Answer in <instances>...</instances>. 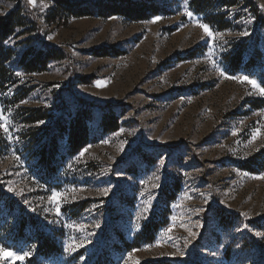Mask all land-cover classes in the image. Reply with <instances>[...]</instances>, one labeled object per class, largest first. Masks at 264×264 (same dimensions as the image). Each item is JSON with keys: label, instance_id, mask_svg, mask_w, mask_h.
Masks as SVG:
<instances>
[{"label": "rangeland", "instance_id": "obj_1", "mask_svg": "<svg viewBox=\"0 0 264 264\" xmlns=\"http://www.w3.org/2000/svg\"><path fill=\"white\" fill-rule=\"evenodd\" d=\"M66 1L82 15L0 0V16L20 6L39 28L11 39L33 38L13 60L28 47L64 54L40 73L12 63L15 83L0 82V264H264V26L246 6L264 17V0L207 10L227 15L220 31L192 0H136L159 8L137 20L107 15L116 0ZM82 109L88 143L71 153L56 122ZM36 111L48 116L29 121Z\"/></svg>", "mask_w": 264, "mask_h": 264}, {"label": "trees", "instance_id": "obj_2", "mask_svg": "<svg viewBox=\"0 0 264 264\" xmlns=\"http://www.w3.org/2000/svg\"><path fill=\"white\" fill-rule=\"evenodd\" d=\"M117 1V2H116ZM110 11L106 12L107 15L119 14L126 17L127 19H145L149 14H157L159 8L154 5H147L141 1L136 0H116ZM56 8L55 11L58 13L60 7L64 3L67 4V9L64 10L68 16H79L82 15V11H74L71 6L73 3H70L66 0H55ZM243 0H192L191 4L196 12H205L207 17L205 22L211 25L215 30H226L231 27V22L226 18L225 13H213L206 12L209 9H213L215 6H225L227 8L238 6L242 3ZM119 4V5H118ZM121 4V5H120ZM141 4H144L141 6ZM117 6V7H116ZM121 6V7H118ZM246 6L250 7V10L254 13V16L259 22L258 26H264V17L260 15L259 10L256 8V3L253 1H247ZM204 13V14H205ZM67 16V17H68ZM67 17H61L59 23L65 24ZM55 17L50 18L49 21L54 20ZM27 18L23 17L22 8L17 6L16 9L10 13L0 16V82L4 83H15L16 77L14 76L15 70L12 67H9L12 63L16 65L18 69L24 73H40L47 69L48 63L53 59H63L64 54L56 48H53L49 45H46V51L35 50L34 47H28L19 54L18 59L13 60V58L18 55L17 47L23 43L28 44L32 41L33 38L29 37L22 42L12 43L11 39L20 37L25 34L33 32L35 29H39L35 21L30 22V26L26 25ZM29 24V23H28ZM21 30V31H20ZM244 51V45L240 44L232 55L227 57L228 64L230 65L231 71H237L240 69V65L243 62L242 53ZM253 57L248 58L246 64L249 65L252 63ZM84 102V101H82ZM88 104L86 103V107ZM256 107H259L257 102ZM38 111H36L37 113ZM31 113L29 116V121L35 122L41 119H45L47 116H40L38 114ZM85 109L79 110L70 120L68 121H57L56 130L68 135V147L70 148L71 153H77L82 148H84L88 143V124L87 122L91 120L90 113ZM101 125L103 126L104 132H113L119 128V122L117 117L103 113L101 119ZM52 150H49L51 154Z\"/></svg>", "mask_w": 264, "mask_h": 264}, {"label": "snow or ice", "instance_id": "obj_3", "mask_svg": "<svg viewBox=\"0 0 264 264\" xmlns=\"http://www.w3.org/2000/svg\"><path fill=\"white\" fill-rule=\"evenodd\" d=\"M29 3L30 4H34L35 3V0H29ZM187 15L189 17H191L193 14L191 11H188L187 12ZM199 27H201L203 29V31L208 34L209 36H214L216 35V33H213L211 30H210V27L206 24H199ZM221 74L223 75L224 73L221 72ZM17 75H19V73H17ZM231 79H237L236 77H229ZM238 79H240L241 81H247L249 84H251L253 87H259L257 82L253 79H250L249 76L247 75H242L240 76ZM99 86V85H98ZM261 94H264V88H260L259 89ZM22 103H25L24 101H22ZM4 118L0 117V121H3ZM0 130L4 131L5 133H7L8 131V128H7V122H0ZM81 155H83V152L81 153ZM153 187H157V185H153ZM9 191H13L12 188H9L8 189ZM103 194H106L107 193V190H101ZM21 193H17V195H19ZM58 197V194L57 193H53L52 196L50 197V199L52 200H56ZM25 203H27V201H25ZM59 210H57V215H59ZM171 229H169L170 231ZM190 235H195L194 233H191L190 232ZM82 246V245H80ZM67 250H70V248H66V251ZM71 250H74V249H71ZM6 251L5 248H0V254H4ZM29 255L28 252H23L22 254H17L16 252L14 251H7V256L12 258L13 260H20V261H23L27 256Z\"/></svg>", "mask_w": 264, "mask_h": 264}]
</instances>
